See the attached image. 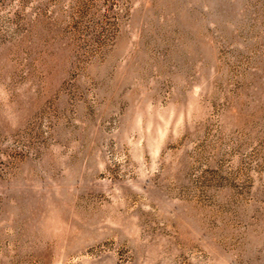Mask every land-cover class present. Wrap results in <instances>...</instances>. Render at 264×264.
<instances>
[{
    "label": "rangeland",
    "instance_id": "374dc122",
    "mask_svg": "<svg viewBox=\"0 0 264 264\" xmlns=\"http://www.w3.org/2000/svg\"><path fill=\"white\" fill-rule=\"evenodd\" d=\"M0 264H264V0H0Z\"/></svg>",
    "mask_w": 264,
    "mask_h": 264
}]
</instances>
